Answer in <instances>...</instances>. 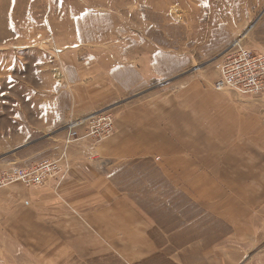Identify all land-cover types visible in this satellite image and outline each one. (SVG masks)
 Here are the masks:
<instances>
[{
    "label": "rangeland",
    "instance_id": "obj_1",
    "mask_svg": "<svg viewBox=\"0 0 264 264\" xmlns=\"http://www.w3.org/2000/svg\"><path fill=\"white\" fill-rule=\"evenodd\" d=\"M239 38L252 51L264 52V0H0V171L59 157L56 141L68 145L61 130L96 112L75 115L71 98L73 89L91 91L94 83L104 81L101 62L113 72L124 52L132 60L129 65L147 59L163 79L150 86L166 85L168 93H176L185 77L214 76L218 56ZM130 71L125 84L115 81L128 97L109 106L114 117L115 107L139 96L133 92L137 77ZM94 72L100 76L93 77ZM255 119L253 127L264 129L262 117L256 113ZM76 128L82 135L86 123ZM39 136L47 139L30 150L37 156H4ZM113 161L117 165L110 166V193L118 188L125 193L127 208L136 203L154 213L157 228L149 231L153 244L141 246L146 252L138 254L139 246L111 245L116 238L131 242L139 236L132 224L122 236L116 229H88L83 222L87 229L75 235L67 229L60 232L62 240L81 237L82 245L46 246V254L60 253L61 264H264V214L204 219L187 197L165 182L154 158ZM61 162L67 173L65 158ZM93 178L99 193L101 179ZM52 179L57 188L62 181L58 178L37 188L17 184L38 190ZM109 199L116 205L115 195ZM67 200L62 197V204ZM106 237L109 246L97 244ZM76 254L86 257L81 260Z\"/></svg>",
    "mask_w": 264,
    "mask_h": 264
},
{
    "label": "crops",
    "instance_id": "obj_2",
    "mask_svg": "<svg viewBox=\"0 0 264 264\" xmlns=\"http://www.w3.org/2000/svg\"><path fill=\"white\" fill-rule=\"evenodd\" d=\"M131 61L124 52L122 63L116 62L113 72L101 62L103 82L94 83L91 91L73 89L71 103L75 115L98 111L128 97L125 89L114 84H125L126 72L133 71V78L136 75L138 80V88L133 92L139 96L115 107L111 137L98 141L84 136L67 146L62 140L56 141L55 151L59 156L65 152L68 168L57 188L55 179L38 190L17 182L0 187V264H61V254H46L44 247L82 245L81 237L62 240L60 232L67 229L75 235L77 230L87 229L83 222L88 229H116L122 236L132 224L139 236L131 242L116 238L111 245L151 246L149 231L157 228L154 213L136 203L127 208L125 193L118 188L110 193V166L117 165L113 159L154 158L165 182L187 197L197 212L205 215L204 219L209 216L219 222L221 214H264V129L253 127L258 123L256 113L264 123V94L215 89V68L214 76L185 77L178 83L176 93H168L166 85L158 89L150 86L157 78L163 79L159 70L147 64V59L129 65ZM96 72L93 77L100 76ZM110 75L115 79H108ZM145 87L152 90L142 89ZM46 139L39 136L4 156L19 152L27 159L37 156V151L30 150ZM93 176L101 179L99 193L94 188ZM114 195L116 205H110L109 198ZM62 197L68 199L67 204H62ZM94 197L100 203L95 204ZM191 220L200 224L203 221ZM108 242L106 237L97 244L107 246ZM139 248L136 253L146 252ZM76 257L82 260L86 255Z\"/></svg>",
    "mask_w": 264,
    "mask_h": 264
},
{
    "label": "built area",
    "instance_id": "obj_3",
    "mask_svg": "<svg viewBox=\"0 0 264 264\" xmlns=\"http://www.w3.org/2000/svg\"><path fill=\"white\" fill-rule=\"evenodd\" d=\"M59 50H55L56 53ZM214 68L217 78L213 87L217 90H235L242 94H264V52L256 53L246 47L242 39H235L218 56ZM86 123L84 134L77 126ZM65 131V143L76 138L91 136L96 140H105L114 131L112 108L100 109L83 119L71 121L61 131ZM65 152L58 158L43 160L29 167L16 166L0 171V187L13 182H21L28 187L43 186L50 178L63 180L66 168L62 164Z\"/></svg>",
    "mask_w": 264,
    "mask_h": 264
},
{
    "label": "water",
    "instance_id": "obj_4",
    "mask_svg": "<svg viewBox=\"0 0 264 264\" xmlns=\"http://www.w3.org/2000/svg\"><path fill=\"white\" fill-rule=\"evenodd\" d=\"M239 39H241V38H239ZM20 146H21V145H20ZM20 146L16 147L13 151L17 150ZM13 151H11V152H13Z\"/></svg>",
    "mask_w": 264,
    "mask_h": 264
}]
</instances>
